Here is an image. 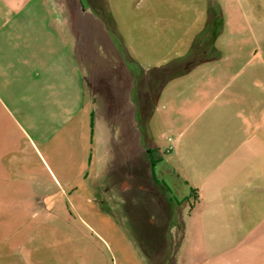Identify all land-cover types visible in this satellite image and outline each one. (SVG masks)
<instances>
[{"label":"crops","instance_id":"0c3cea01","mask_svg":"<svg viewBox=\"0 0 264 264\" xmlns=\"http://www.w3.org/2000/svg\"><path fill=\"white\" fill-rule=\"evenodd\" d=\"M89 1L0 0V123L48 159L0 180L29 208L0 213V264H264V0H124L195 26L114 74L85 67Z\"/></svg>","mask_w":264,"mask_h":264},{"label":"rangeland","instance_id":"374dc122","mask_svg":"<svg viewBox=\"0 0 264 264\" xmlns=\"http://www.w3.org/2000/svg\"><path fill=\"white\" fill-rule=\"evenodd\" d=\"M121 1L118 0V8L115 11V0H103V2L99 3L96 0L89 1L90 6L94 7L95 10H97L96 7L99 9L104 8L105 10H100L97 13L90 11L88 13L90 20L86 32L89 42L85 45L86 55H88V59L85 60V67L89 63L88 65L92 66L94 71L103 68L111 74H114L118 69L126 73L130 65H135V61L132 60L133 56L131 57L130 39L137 47L144 48L146 39L153 36L154 42L160 43L159 46L154 44L157 49L154 51L157 53L155 55L160 59L161 56L173 54L174 51L180 49L182 43L190 37L195 26L189 23L185 30L175 29L174 26L169 31L162 27L155 30L145 29L142 26H145L146 14L140 12L144 11V9H132L130 6H126L124 0ZM75 3H79V0H75ZM132 10L139 11L136 14ZM163 34L164 37L168 34L169 39L174 40L169 45L168 50H165V45H161ZM175 39H178V41L181 39V43L175 41ZM138 65V69L139 67L142 70L150 69L149 61L138 60ZM81 113L82 111H80ZM2 123H0V180L5 179L6 181L17 182L24 181L27 178L40 179V177L45 180L41 165L48 162V159L39 143L33 137L31 138L28 134L19 130L14 119H6ZM34 143L39 148L40 153L43 154V157L36 153L37 150H35ZM23 166L31 167L37 173L23 172ZM10 196H15V194ZM15 209L22 212L29 211L28 206L25 204L0 203V213L16 211Z\"/></svg>","mask_w":264,"mask_h":264},{"label":"built area","instance_id":"2783aa9c","mask_svg":"<svg viewBox=\"0 0 264 264\" xmlns=\"http://www.w3.org/2000/svg\"><path fill=\"white\" fill-rule=\"evenodd\" d=\"M165 140H166V143H167L166 146H165V150L167 152H169L173 148V141H174L173 136L172 135H167L165 137Z\"/></svg>","mask_w":264,"mask_h":264}]
</instances>
